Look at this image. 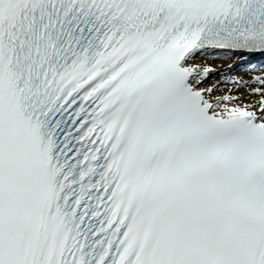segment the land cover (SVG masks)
<instances>
[{
	"label": "snow or ice",
	"instance_id": "obj_1",
	"mask_svg": "<svg viewBox=\"0 0 264 264\" xmlns=\"http://www.w3.org/2000/svg\"><path fill=\"white\" fill-rule=\"evenodd\" d=\"M0 264H264V0H0Z\"/></svg>",
	"mask_w": 264,
	"mask_h": 264
},
{
	"label": "bare ground",
	"instance_id": "obj_2",
	"mask_svg": "<svg viewBox=\"0 0 264 264\" xmlns=\"http://www.w3.org/2000/svg\"><path fill=\"white\" fill-rule=\"evenodd\" d=\"M209 62L211 63L212 61H209ZM238 62L239 61H226V60H216L215 61V63L218 66H222V69H224V70H228L230 65L232 66V69L237 70L236 67L238 66ZM235 73L239 74V75H247L248 74L247 72H245L244 69L235 71Z\"/></svg>",
	"mask_w": 264,
	"mask_h": 264
},
{
	"label": "rangeland",
	"instance_id": "obj_3",
	"mask_svg": "<svg viewBox=\"0 0 264 264\" xmlns=\"http://www.w3.org/2000/svg\"><path fill=\"white\" fill-rule=\"evenodd\" d=\"M239 70H242V69H239ZM235 71H238V70H235Z\"/></svg>",
	"mask_w": 264,
	"mask_h": 264
}]
</instances>
